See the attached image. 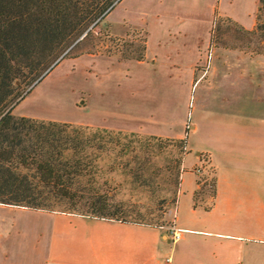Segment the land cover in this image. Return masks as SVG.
I'll use <instances>...</instances> for the list:
<instances>
[{"label":"crops","instance_id":"obj_1","mask_svg":"<svg viewBox=\"0 0 264 264\" xmlns=\"http://www.w3.org/2000/svg\"><path fill=\"white\" fill-rule=\"evenodd\" d=\"M244 3L120 0L106 22L145 30V60L122 61L94 53L67 59L56 68L67 64L68 76L82 66L88 81L100 78L97 66L103 61L108 69L147 67L154 79L150 88L167 83L176 92L166 93V108L153 93H145L144 110L141 103L128 108L135 114L134 124L18 113L165 138H181L188 127L186 155L196 150L192 168H204L206 155L215 171L211 209L194 206L197 175L194 172V185L184 188V166L170 226L0 203V264H243L244 254H253L254 245L264 247V55L249 57L211 46L216 18H231L246 30L255 28L259 0L244 14L227 11V5ZM209 53L211 65L206 71ZM91 94L81 87L69 103L88 112ZM171 226L183 229L181 239H173Z\"/></svg>","mask_w":264,"mask_h":264},{"label":"trees","instance_id":"obj_2","mask_svg":"<svg viewBox=\"0 0 264 264\" xmlns=\"http://www.w3.org/2000/svg\"><path fill=\"white\" fill-rule=\"evenodd\" d=\"M119 1L0 0V203L143 223L126 218L112 175L128 172L138 177L147 164L139 150H150L151 141L162 137L13 113L26 96L18 87L36 82L86 32L84 40L91 39L93 29ZM217 21L241 34L234 44L222 38V31L215 38ZM146 43L145 32L139 48L131 44L120 50V60H145ZM211 46L249 57L264 55V0H259L253 30L231 18H216ZM106 55L112 56L109 51ZM189 131L179 139L185 145ZM212 192L215 198L216 177Z\"/></svg>","mask_w":264,"mask_h":264},{"label":"rangeland","instance_id":"obj_3","mask_svg":"<svg viewBox=\"0 0 264 264\" xmlns=\"http://www.w3.org/2000/svg\"><path fill=\"white\" fill-rule=\"evenodd\" d=\"M256 1L244 0V6L233 7V5H227V11L232 10L235 15L238 13L244 14L245 10H249V7ZM203 9L205 12V8ZM220 31L223 33L222 38L230 44H234L236 36H241V34L236 32L233 25L217 21L215 27L216 39ZM145 32L143 29L129 26L113 27L104 18L93 29L92 38L89 40L83 39L84 41L82 40L70 50L53 70L63 61L73 59L75 56H81L87 51L99 55H106V52L109 51L113 57L120 59V50H123L125 46L131 44H134L135 48L141 46V40ZM210 56L211 53L207 57L206 71L209 70L211 65ZM107 65V62L103 61L97 66V71L100 72L99 79L92 77L86 81L84 78L87 71L82 66L75 74L67 76L65 75L68 71L66 64L55 71L52 70V73L49 71L36 85H34L35 82L28 84V81H24L18 87V91L21 95L26 94L25 97L27 98L18 103L16 114L18 115L20 112H36L59 119H85L98 122L106 118L114 123L134 124L136 122L134 121L135 114L128 108L135 103H141V108L144 110L147 107L144 100L145 93L146 95H149V93L155 94L156 96L153 94L152 96L159 102H163V106L166 108L168 105L165 98L166 93L168 95L170 91L176 92L167 83H161L160 86L152 83L154 87L150 88V83L154 79L152 78V72L145 66L136 65L130 69L119 65L108 69ZM17 84H20V81H17ZM81 87L92 91L89 100L91 109L88 112L81 108L73 107L69 103L70 100L79 95ZM29 90L30 92H28ZM133 91H136L135 95L132 94ZM196 95L195 88L193 91V102ZM193 114L192 112L190 120L193 118ZM183 137H162L161 141H151L154 147L150 150L145 149V152L139 150L140 160H147V164L146 169L140 170L138 177L128 172H119L112 175V184L118 185L116 199L124 202L128 212L127 219L142 221L153 226H157V224L170 226L173 224L177 199L181 190L182 175L185 170L184 167L187 168L184 188L194 185L195 173L197 175L198 193L194 198L198 206L205 207L213 204L214 168L206 155L203 156L204 168L201 166L192 168L196 161V150L192 149V152L186 155L188 152L187 145L179 140ZM132 165L135 166V163L133 162ZM198 168L201 169L200 172L197 171ZM185 201H187V198H183V205H185ZM58 208L62 209V207ZM243 264H264V247L258 246V244L254 245L253 254L250 256L244 254Z\"/></svg>","mask_w":264,"mask_h":264},{"label":"water","instance_id":"obj_4","mask_svg":"<svg viewBox=\"0 0 264 264\" xmlns=\"http://www.w3.org/2000/svg\"><path fill=\"white\" fill-rule=\"evenodd\" d=\"M97 24V22L90 28V29H92L95 25ZM89 29V30H90ZM87 35V32L84 34V35H82L47 71H45L44 73H43V75L34 83V85H36L37 83H39L40 81H41V79L47 74V73H49V71H51V70H53V68L58 64V62H60V60H62L64 57H65V55L72 49V48H74V46L78 43V42H80L82 39H84L85 38V36Z\"/></svg>","mask_w":264,"mask_h":264},{"label":"built area","instance_id":"obj_5","mask_svg":"<svg viewBox=\"0 0 264 264\" xmlns=\"http://www.w3.org/2000/svg\"><path fill=\"white\" fill-rule=\"evenodd\" d=\"M210 57L212 58V56H210ZM197 171L200 172L201 169L198 168ZM170 230H171V232H172V234H173V239H174L175 241L181 239V237H182V232H183V229H182V228H178V227H175V226H171Z\"/></svg>","mask_w":264,"mask_h":264}]
</instances>
